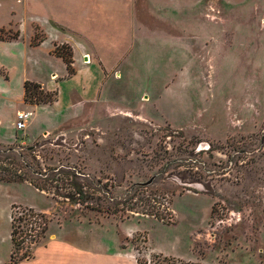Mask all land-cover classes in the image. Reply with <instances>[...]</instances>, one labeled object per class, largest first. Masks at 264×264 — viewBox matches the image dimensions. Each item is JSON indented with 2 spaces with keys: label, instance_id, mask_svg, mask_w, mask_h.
Returning a JSON list of instances; mask_svg holds the SVG:
<instances>
[{
  "label": "rangeland",
  "instance_id": "obj_1",
  "mask_svg": "<svg viewBox=\"0 0 264 264\" xmlns=\"http://www.w3.org/2000/svg\"><path fill=\"white\" fill-rule=\"evenodd\" d=\"M72 1L42 0L34 7L22 5L15 15L0 6V27L6 28L0 37L9 39L21 31V54L11 59L15 70L9 74L16 91L26 76L45 80L50 72L63 70V60L49 56L56 41L71 42L80 54V12L77 0ZM222 2L226 21L215 30L207 26L210 38L180 43L151 35L136 43L119 69L122 74L111 73L106 83V96L114 104L110 113H90L59 132L56 119L47 113L44 132L49 134L25 145L19 141L26 130L12 126L17 101H0V142L40 144L42 170L76 167L106 183L117 201L131 186L155 177L149 186L156 193L151 203L170 221L130 212L109 215L28 183L0 182V264L9 263L14 250L11 220L21 217L14 205L43 214L47 229L69 220H109L94 237L111 245L119 233L122 245L131 243L136 251L138 264H264V0ZM185 6L196 21L206 1L179 0L169 11ZM52 14L67 30L48 29ZM143 19L156 28L154 20ZM34 21L48 36L45 41ZM160 28L175 31L168 24ZM34 32L33 40L43 39L42 45L30 44ZM57 47L73 55L70 45ZM26 222L21 229L31 230ZM28 234L18 256L33 253L37 233ZM146 247L170 258L146 257Z\"/></svg>",
  "mask_w": 264,
  "mask_h": 264
},
{
  "label": "crops",
  "instance_id": "obj_2",
  "mask_svg": "<svg viewBox=\"0 0 264 264\" xmlns=\"http://www.w3.org/2000/svg\"><path fill=\"white\" fill-rule=\"evenodd\" d=\"M41 1L0 0V6H7L11 14L15 15V9L21 8L22 5L34 7L33 4H38ZM205 1V11L196 14L195 21L188 6L173 8L172 12L169 11V6L179 0H87L85 5H83L84 2L80 3L77 0L78 4H75L78 5L80 12L79 42H83L84 47H79L80 54L77 56L71 42L56 41L49 51L51 58L62 60L54 55L55 46L70 45L73 50L72 67L75 74L70 76L67 66L64 64L61 72H50L45 80L30 79L26 76L21 80V87L17 91L12 87L9 74L15 70L11 59H18L21 54L19 42L22 39L21 31L17 29L19 36L16 40H0V101H17L18 103L14 119H12L14 130L18 113L27 112L30 114L25 127V138L19 142L31 145L49 134V131L44 132L48 130L44 124L47 113L51 118L56 119L54 120L56 121L54 129L59 132L66 125L84 119L90 113L93 116H100L112 112L110 106L112 107L114 104L108 95L106 96L105 90H109L106 83L110 79L111 73L122 74L119 69L123 68L122 63L125 58L128 57L131 49L135 48L136 43L142 42L144 38L153 35L161 38L162 41L171 40L180 43L210 38L211 33L207 26L217 29L223 26L226 18L222 12V0ZM70 2L73 1L69 0ZM227 5L230 6V3ZM143 16L154 20L153 25L155 23L156 28L152 29L144 21ZM47 24L51 32L67 30L63 24L55 20L53 14L49 17ZM167 24L175 27L173 33H166L160 28L161 25ZM158 25L160 26L158 27ZM33 26L34 29L37 27L42 30V26L38 22L34 21ZM3 28L5 27H0V31ZM42 32L44 33V30ZM35 34L34 32L30 44ZM46 39H48L47 35L44 41ZM188 47L194 48L192 45ZM87 57L90 60L89 63H86ZM19 63L22 64L20 61L17 62L18 65ZM26 81L40 84L45 91L56 92L57 100L53 104H28L24 100ZM12 141L7 144L0 143L11 146L17 142L16 139ZM106 223L99 224L81 220L57 222L56 227L47 229L41 242L35 245L32 257L17 264H136V251L131 243L125 247L122 245L119 233L117 238L113 237L111 245L102 243L101 238L94 237L96 232H100L99 229L105 227ZM143 254L146 257L152 254L166 257L148 250L147 247ZM7 263L2 262L1 264Z\"/></svg>",
  "mask_w": 264,
  "mask_h": 264
},
{
  "label": "trees",
  "instance_id": "obj_3",
  "mask_svg": "<svg viewBox=\"0 0 264 264\" xmlns=\"http://www.w3.org/2000/svg\"><path fill=\"white\" fill-rule=\"evenodd\" d=\"M18 36L17 33L9 39H16ZM0 40L4 39L0 37ZM42 42L43 39L33 40L32 45L38 46ZM53 53L62 58L70 76L75 74L72 67L73 55L71 53L64 54L59 47L55 48ZM24 91V100L30 104H53L57 100L56 92L45 91L40 84L34 82L26 81ZM39 147L40 144L29 147L8 146L6 149L0 147V182L7 184L28 183L39 192L48 194L53 191L54 197L109 215H124L127 212L140 213L160 222L170 223L169 219L157 209L156 205L151 203L155 199L156 193L149 191V186L135 184L129 188L123 199H120L121 201H117L106 183L102 184L100 180H95L76 167L60 165L42 170L37 161V153L40 152V149L37 148ZM207 192H210L209 187ZM98 194L101 196H97ZM135 199L137 201L133 204L132 201ZM12 209L17 210L21 217L12 216L11 242L14 250L8 264H17L32 257L31 254L27 255L25 253L18 256L26 237L29 235L28 233H31V231L36 232L37 235L34 237L33 243H39L47 231L48 220L43 214L36 213L30 208L23 209L14 205ZM137 210L145 212H138ZM24 221H27L25 225H31V230L26 229L24 231L21 229ZM38 228L39 230H37ZM40 234L42 235L40 236Z\"/></svg>",
  "mask_w": 264,
  "mask_h": 264
},
{
  "label": "built area",
  "instance_id": "obj_4",
  "mask_svg": "<svg viewBox=\"0 0 264 264\" xmlns=\"http://www.w3.org/2000/svg\"><path fill=\"white\" fill-rule=\"evenodd\" d=\"M89 62H90V60L87 57L86 63H89ZM29 117H30V114L27 113V112H20V113H18L17 120H16V128H17V130H23V129H25L26 123H27ZM148 264H151V262L149 261Z\"/></svg>",
  "mask_w": 264,
  "mask_h": 264
},
{
  "label": "water",
  "instance_id": "obj_5",
  "mask_svg": "<svg viewBox=\"0 0 264 264\" xmlns=\"http://www.w3.org/2000/svg\"><path fill=\"white\" fill-rule=\"evenodd\" d=\"M154 180H155V177H152L151 179H149L145 183H139V185H141V186H150L153 183Z\"/></svg>",
  "mask_w": 264,
  "mask_h": 264
}]
</instances>
